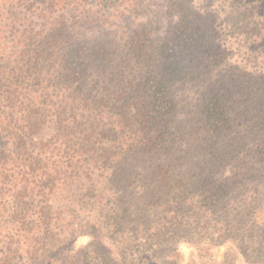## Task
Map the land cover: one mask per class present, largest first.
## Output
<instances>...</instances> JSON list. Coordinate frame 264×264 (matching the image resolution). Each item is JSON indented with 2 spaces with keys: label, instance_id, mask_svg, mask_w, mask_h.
<instances>
[{
  "label": "trees",
  "instance_id": "16d2710c",
  "mask_svg": "<svg viewBox=\"0 0 264 264\" xmlns=\"http://www.w3.org/2000/svg\"><path fill=\"white\" fill-rule=\"evenodd\" d=\"M113 4L125 12L140 9L146 19L136 28L107 32L106 8ZM145 5L0 0V264H75L68 242L92 238L80 228L97 222L89 203L101 210L106 204L117 228L131 221L126 188L178 189L175 176L189 169L199 177L191 188L209 201L212 191L232 195L247 178L237 144L250 138L247 129L263 102H251L252 116L240 109L224 116L225 103L209 80L215 77L205 73L207 84L198 90L196 68L184 73L173 65L172 44L183 58L201 53L187 43L185 25L172 29V5L157 17H147ZM254 11L264 12V0H235L222 12L237 27ZM164 21L170 23L162 29ZM259 71L257 90L264 87V68ZM200 91L209 93L205 125L186 105L181 114L191 116V125L183 131L176 122L179 101ZM250 100L242 98V106ZM256 125L264 128V122ZM256 138L264 144V129L251 141Z\"/></svg>",
  "mask_w": 264,
  "mask_h": 264
},
{
  "label": "rangeland",
  "instance_id": "374dc122",
  "mask_svg": "<svg viewBox=\"0 0 264 264\" xmlns=\"http://www.w3.org/2000/svg\"><path fill=\"white\" fill-rule=\"evenodd\" d=\"M173 1L176 7H173ZM145 3L147 17L161 16V7L166 8L169 4L174 13L172 29L176 25H185V33L191 38L187 43L190 42L193 51L197 50L201 56L185 54L186 58H183L178 53V45L172 44L169 49L173 57L170 58L173 65L183 67L184 73L196 68L199 73L195 88L200 90L205 87L208 78L204 74L209 73V76L215 77L209 80H214L219 99L222 98L225 103L226 109L222 110L224 116L230 119L234 113H239L238 109L243 114L246 110L248 115L256 113V104L251 102L259 98L257 102H263V107L254 114L253 119L264 122V87L262 84L257 85L258 90L255 87L262 74L259 70L264 68V12L257 14L254 11L249 19L240 20L236 27L225 19L226 15L222 12L229 11L235 0H145ZM122 9L116 8L115 4L106 8L107 32L117 33L121 25L126 24L136 28L139 22L146 19L140 9L134 12ZM169 23L164 21L162 29L167 28ZM218 56L221 57L219 60L216 58ZM213 59L218 61L214 62ZM175 76L177 72L171 78ZM200 92H187L189 102L183 99L184 94L182 101H179L176 122L183 126V131L191 125V116L181 114L183 110L188 111L187 108H194L192 118L198 115L205 125L203 108L209 93ZM242 98L251 99L250 103H245L247 108L242 106ZM213 99L216 97L211 95L212 104L215 105L217 101ZM222 111L219 112L222 114ZM257 122L253 121L255 125L247 129L250 134L247 142L237 144L242 160L246 161L243 169H248V174L247 178L236 183L232 195L224 194L222 198L223 195L212 191L213 196L207 201L191 188L199 177H192L193 172L187 169L175 176L173 183L180 179L182 185L178 189L148 192L144 186L132 190L126 188L124 194L128 195L126 199L131 207V221L118 228L113 225L114 220L108 218L106 208L109 207L106 204L101 210L95 202L89 203L90 214L97 222L80 228L88 229L92 238H77L74 246L68 242V246L76 250L75 264H264V152H261L262 148L264 151V144L257 138L251 141L264 129L257 126ZM185 161L191 165L188 158ZM148 179L141 180L140 185H144ZM155 200L158 203L155 204ZM134 224L137 226L133 228ZM150 226L156 235H150ZM68 254L64 253L66 256ZM61 255L62 252L59 253Z\"/></svg>",
  "mask_w": 264,
  "mask_h": 264
}]
</instances>
